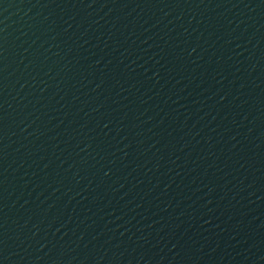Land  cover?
I'll return each instance as SVG.
<instances>
[{
  "label": "water",
  "instance_id": "obj_1",
  "mask_svg": "<svg viewBox=\"0 0 264 264\" xmlns=\"http://www.w3.org/2000/svg\"><path fill=\"white\" fill-rule=\"evenodd\" d=\"M0 264H264V0H0Z\"/></svg>",
  "mask_w": 264,
  "mask_h": 264
}]
</instances>
